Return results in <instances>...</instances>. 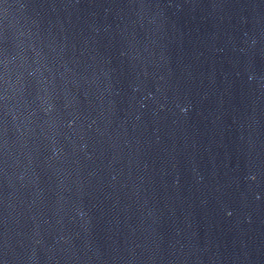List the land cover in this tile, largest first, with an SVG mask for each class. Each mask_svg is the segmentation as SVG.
<instances>
[{
	"label": "water",
	"instance_id": "water-1",
	"mask_svg": "<svg viewBox=\"0 0 264 264\" xmlns=\"http://www.w3.org/2000/svg\"><path fill=\"white\" fill-rule=\"evenodd\" d=\"M0 264H264V0H0Z\"/></svg>",
	"mask_w": 264,
	"mask_h": 264
}]
</instances>
